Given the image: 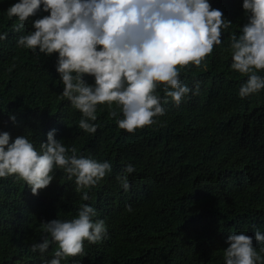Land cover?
Segmentation results:
<instances>
[{"label": "trees", "instance_id": "trees-1", "mask_svg": "<svg viewBox=\"0 0 264 264\" xmlns=\"http://www.w3.org/2000/svg\"><path fill=\"white\" fill-rule=\"evenodd\" d=\"M17 2L0 0V34H8L0 41V133H9L10 142L26 135L39 150L55 129L57 140L75 144L85 157L111 162L113 170L89 190L88 201L59 169L36 196L23 181L0 178V264L54 258L55 244L43 257L31 250L42 242L41 222L73 218L82 204L97 210L107 238L85 242L86 255L61 264H224L226 240L240 232L253 237L257 250L264 247L255 242L256 230L264 235V90L239 97L247 77L231 69L228 50L230 35H239L247 23L243 0H209L232 26L207 58V70L192 67L181 74L193 92L199 84L198 94L189 93L178 107L166 98L158 123L135 135L118 127L122 116L109 119L106 106L98 107L95 134L78 128L81 113L61 98L58 53L37 56L17 45L49 13L39 12L16 32L17 18L6 11ZM258 74L264 77V71ZM85 79L94 85V78ZM126 164L136 169L128 174L127 192L116 179Z\"/></svg>", "mask_w": 264, "mask_h": 264}, {"label": "clouds", "instance_id": "clouds-1", "mask_svg": "<svg viewBox=\"0 0 264 264\" xmlns=\"http://www.w3.org/2000/svg\"><path fill=\"white\" fill-rule=\"evenodd\" d=\"M242 7L247 23L239 35H230L228 50L231 69L247 77L239 89V97L246 99L264 90V77L258 74L264 71V0H243ZM41 11L49 15L35 20L34 31L20 36L17 45L37 56L58 53L61 98L81 113L78 128L88 134L100 127L94 123L99 106L107 107L109 119L122 116L118 127L135 135L158 123L166 98L178 107L189 93L198 94L199 84L193 92L181 74L192 67L207 70V58L232 26L209 0H19L6 12L17 18L13 29L20 32ZM7 35L0 34V41ZM85 77L94 78V85ZM55 136L56 130H50L37 150L26 135L10 142L9 133H0V178L23 181L36 196L59 169L74 181L81 200L88 201L89 190L112 172L111 162L78 154L75 144L67 146ZM135 171L126 164L124 174L116 177L125 192L130 189L128 174ZM126 211H133L131 205ZM97 216L95 208L82 204L73 218L41 222L42 242L31 250L43 257L51 244L57 245L54 258L45 264L86 255L85 242L96 245L107 238L105 221ZM255 242L264 244L259 230ZM226 244L224 264H264V247L257 250L253 237L233 233Z\"/></svg>", "mask_w": 264, "mask_h": 264}]
</instances>
